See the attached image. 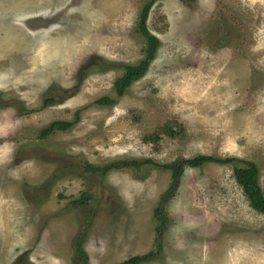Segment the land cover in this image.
<instances>
[{"label":"rangeland","instance_id":"rangeland-1","mask_svg":"<svg viewBox=\"0 0 264 264\" xmlns=\"http://www.w3.org/2000/svg\"><path fill=\"white\" fill-rule=\"evenodd\" d=\"M149 1L0 0V264H78L81 235L88 264L155 249L172 173L144 165L100 177L87 164L238 158L259 166L264 191V0H156V57L118 98L125 67L146 58ZM103 97L116 104L96 105ZM77 113L71 130L40 138ZM235 167L186 168L150 264H264V214Z\"/></svg>","mask_w":264,"mask_h":264},{"label":"trees","instance_id":"trees-1","mask_svg":"<svg viewBox=\"0 0 264 264\" xmlns=\"http://www.w3.org/2000/svg\"><path fill=\"white\" fill-rule=\"evenodd\" d=\"M156 0L149 1L143 8L141 13V19L139 24L140 33L147 40L146 58L137 65H128L125 67V73L115 82V90L118 98L123 97L128 89L137 81L141 80L148 72L151 62L155 59L157 51L160 46V40L152 35L147 28V20L150 11L155 4ZM57 100L54 98L48 99L44 102V107L53 106L57 104ZM96 105L100 107H112L116 104V101L110 97H103L97 100ZM79 121V114L75 116V121H55L50 123L40 133L41 139H46L55 132H67L71 130ZM169 137L176 138L178 135L177 128L169 127L165 130ZM161 135H156L155 138L147 137L146 141L150 142L153 139L154 143H158L161 140ZM241 163L242 167L234 168V177L236 182L242 187L244 194L248 198L250 205L257 212L264 214V191L260 183L261 171L259 166L251 161L239 160L238 158H226L222 159L214 156L199 155L190 159H180L172 164L158 165L152 160L142 161L139 159H123L110 162L104 166H94L87 164L86 172L91 174H97L100 177H104L112 171L132 169L140 170L144 165H155L161 167L164 170H168L172 173V180L169 188L161 195L158 206L155 209V217L158 220L157 238L155 249L146 255L136 256L128 259L121 264H150L159 260L162 256V237L167 229L168 216L166 213V206L172 198H174L182 179V176L186 168L199 169L209 164L219 165H234ZM60 197H62L60 195ZM90 200L88 193H84L83 197L74 201V204L84 205ZM84 235L77 238L75 243V258L78 260V264H88V255L84 249ZM77 263V262H76Z\"/></svg>","mask_w":264,"mask_h":264}]
</instances>
